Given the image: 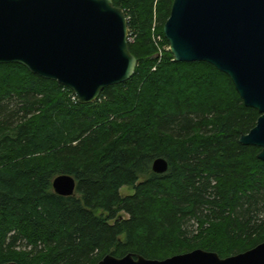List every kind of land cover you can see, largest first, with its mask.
Masks as SVG:
<instances>
[{"label": "trees", "instance_id": "obj_1", "mask_svg": "<svg viewBox=\"0 0 264 264\" xmlns=\"http://www.w3.org/2000/svg\"><path fill=\"white\" fill-rule=\"evenodd\" d=\"M112 1L138 68L97 102L0 65V264L162 261L198 249L228 258L264 243L261 149L240 143L259 112L213 66L158 56L174 0ZM159 158L169 164L161 175ZM61 175L76 180L73 197L55 194Z\"/></svg>", "mask_w": 264, "mask_h": 264}, {"label": "water", "instance_id": "obj_2", "mask_svg": "<svg viewBox=\"0 0 264 264\" xmlns=\"http://www.w3.org/2000/svg\"><path fill=\"white\" fill-rule=\"evenodd\" d=\"M163 32L175 62L213 66L259 112L240 143L260 148L264 162V0H174ZM128 33L126 14L112 0H0V65H21L55 81L81 105L134 77L138 60ZM168 169L163 158L152 165L155 174ZM53 190L73 197L77 182L61 175ZM98 264H264V243L228 258L198 249L162 261L108 255Z\"/></svg>", "mask_w": 264, "mask_h": 264}, {"label": "built area", "instance_id": "obj_3", "mask_svg": "<svg viewBox=\"0 0 264 264\" xmlns=\"http://www.w3.org/2000/svg\"><path fill=\"white\" fill-rule=\"evenodd\" d=\"M154 32V30H153ZM129 43H132V40L128 38ZM157 45H158V51H159V57H162L163 51H170L169 45L167 46H163L161 47V44H164V39L162 37H159L157 40Z\"/></svg>", "mask_w": 264, "mask_h": 264}, {"label": "rangeland", "instance_id": "obj_4", "mask_svg": "<svg viewBox=\"0 0 264 264\" xmlns=\"http://www.w3.org/2000/svg\"><path fill=\"white\" fill-rule=\"evenodd\" d=\"M130 33V32H129ZM163 46H166L165 43L164 44H161V47ZM121 195L123 197H126V196H131L134 194V190L132 188H129V187H124L123 189H121L120 191Z\"/></svg>", "mask_w": 264, "mask_h": 264}, {"label": "bare ground", "instance_id": "obj_5", "mask_svg": "<svg viewBox=\"0 0 264 264\" xmlns=\"http://www.w3.org/2000/svg\"><path fill=\"white\" fill-rule=\"evenodd\" d=\"M128 38L132 40L131 36H130V33H128Z\"/></svg>", "mask_w": 264, "mask_h": 264}]
</instances>
